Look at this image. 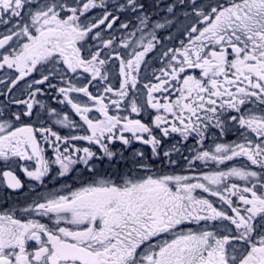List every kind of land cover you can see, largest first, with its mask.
<instances>
[{
    "label": "snow or ice",
    "instance_id": "obj_1",
    "mask_svg": "<svg viewBox=\"0 0 264 264\" xmlns=\"http://www.w3.org/2000/svg\"><path fill=\"white\" fill-rule=\"evenodd\" d=\"M0 264H264V0H0Z\"/></svg>",
    "mask_w": 264,
    "mask_h": 264
}]
</instances>
